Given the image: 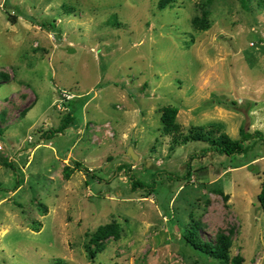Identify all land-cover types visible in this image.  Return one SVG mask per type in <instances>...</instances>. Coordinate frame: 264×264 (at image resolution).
Segmentation results:
<instances>
[{"label":"rangeland","instance_id":"1","mask_svg":"<svg viewBox=\"0 0 264 264\" xmlns=\"http://www.w3.org/2000/svg\"><path fill=\"white\" fill-rule=\"evenodd\" d=\"M158 2L0 0V264H218L182 238L192 216L203 238L230 234L231 256L264 264L263 141L229 156L173 145L161 122L176 106L181 133H264V0ZM72 161L90 172L66 178ZM114 220L120 238L90 259L88 234Z\"/></svg>","mask_w":264,"mask_h":264},{"label":"trees","instance_id":"2","mask_svg":"<svg viewBox=\"0 0 264 264\" xmlns=\"http://www.w3.org/2000/svg\"><path fill=\"white\" fill-rule=\"evenodd\" d=\"M177 0H159L158 7L160 9H165L166 7L172 5ZM211 13L207 8L202 10L201 15H196L192 19L193 27L196 31L202 32L207 31L212 26L210 19ZM10 20L13 23L17 22V17L15 15H10ZM42 27L48 29L46 23H41ZM51 28L56 29V23H49ZM6 82L10 81L8 75H3ZM224 104L231 106L236 105L235 102ZM179 108L176 106H165L161 109V122L162 130L165 135H170L173 138V145L186 144L190 141H202L208 142L210 144V150L219 154L235 155L241 154L245 150V144L251 139L259 138L264 143V133L261 130H255L253 132L243 131L241 133L240 139L232 138L228 133L224 132L220 127L210 125V126H197L192 127L188 134L181 133V125L178 123ZM73 113L65 115L62 120V124L57 128L56 132H62L65 128L69 127L74 122ZM50 133L46 134L49 138ZM5 166L15 169L13 162L4 161ZM73 167L66 166L65 176L69 178L74 170H84L85 172H90V170L79 161H72ZM126 165H121L120 168H125ZM189 164V168H190ZM130 180H132L133 189L144 188L143 182L135 179L134 175L130 174ZM191 177V172L188 170L186 179ZM18 182L16 188H18ZM3 189L2 183L0 182V191ZM154 192V186L147 189L148 195ZM222 194L223 191L219 190ZM228 197V196H225ZM258 200L260 207L264 213V172L261 182V191L258 195ZM31 228L34 231H40L42 228V223L38 220H32ZM202 228L204 224L196 220L192 216V222L189 224L182 234V238L188 244L192 245L195 249H198L205 253L207 256L219 261L218 264H243L245 259L241 254L236 256H231V249L233 246V240L230 234L225 232H219L214 239H205L201 235ZM121 236V225L118 221L114 220L110 223L100 225L95 231L88 234V241L86 243V251L90 259L96 258L97 254L105 249L106 241L110 238L119 239ZM56 264H68L64 262L63 259H57Z\"/></svg>","mask_w":264,"mask_h":264},{"label":"built area","instance_id":"3","mask_svg":"<svg viewBox=\"0 0 264 264\" xmlns=\"http://www.w3.org/2000/svg\"><path fill=\"white\" fill-rule=\"evenodd\" d=\"M263 39H264V35H263ZM63 96H64V99L67 100L68 98L71 97L70 94H68L67 92H63Z\"/></svg>","mask_w":264,"mask_h":264}]
</instances>
